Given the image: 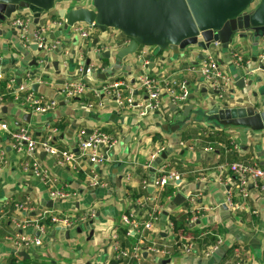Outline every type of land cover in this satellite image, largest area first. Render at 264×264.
Listing matches in <instances>:
<instances>
[{"label":"crops","instance_id":"crops-1","mask_svg":"<svg viewBox=\"0 0 264 264\" xmlns=\"http://www.w3.org/2000/svg\"><path fill=\"white\" fill-rule=\"evenodd\" d=\"M74 8L78 7H69L62 2L50 12L43 13L39 23H34L41 24L47 18L54 17L65 21L61 29L49 34L50 40H59L61 44L48 52L46 59L40 58L42 51L32 47L25 48L21 44L18 31L9 25L10 20L0 24V52L3 55L0 65L6 75L17 77L20 82L31 83L35 92L58 101L53 111L35 114L22 110L7 99L0 104V118L10 128L29 126L37 136L44 135L48 124H56L59 127L56 144L73 151H76L75 135L79 129L92 132L99 128L115 136L118 142L111 153V160L98 167L100 177L106 184L97 188L88 187L84 174H78L70 167L60 166L52 157L39 152L42 163L62 182L78 192L73 200L59 201L50 198L41 182L19 167L21 155L12 149L9 135L5 133L0 138V146L5 148L8 161L3 167L0 166V205L5 198L24 201L29 197L34 211L25 215L11 207L9 214H0V264H7L17 256V264H111L113 252L110 240L113 232L124 227L120 224L121 216L126 212H133L143 219L144 213L137 207V200L142 195L158 193V189L152 186L144 191L142 182H152L158 176L155 159L150 163V154L162 145L167 154L163 163L171 162L180 171V176L171 184L176 189L174 195L163 198L160 194L163 214L154 229L145 235L144 243H173L174 239L184 241L186 237L195 239L197 249L190 252L179 249L171 255L145 251L143 258L146 263L223 264L232 257L234 249L239 247L247 264H264V192L251 185L248 198L250 208L231 209L225 201L227 191L236 190L237 177L232 172H222L219 169L222 165L249 159L263 165L264 130L223 126L216 121L214 127L206 124L207 118H210L207 113L224 104L250 105L258 110L264 109V66L258 59L262 52L263 32L248 29L236 35L228 48L222 44L218 47L217 60L234 80L229 95L221 100L211 92L202 76L187 70L190 65L200 62L206 49L194 46L189 47L186 52L166 50L155 55L154 47L145 46L140 49L147 52L145 57L148 64L144 66L139 56L140 51L120 57V51L129 44L130 39L118 29L108 28L105 32L94 29L92 36L86 40L74 35L71 26L66 25V19L59 15L61 9L68 11ZM14 14L17 16L19 13ZM67 29L68 34L65 33ZM258 34H261L259 41L256 40ZM231 50L241 52L250 61L249 67L240 69L233 65ZM41 59L47 61L45 69L41 67ZM82 64L92 69L86 75L89 91L83 99L63 98L59 94L60 85L76 76L77 68ZM144 70L186 82L190 90L188 101L175 105L168 95H164L161 109L145 118L140 117L135 110L119 109L114 98L105 95H102V106H87V102L95 100L93 88L116 80L138 88V76ZM28 73L44 76L50 82H28ZM136 95L139 98L141 92L138 90ZM189 104H192V108L186 119L183 113ZM173 126L174 129L171 128ZM177 193H182L185 197L180 205L174 201ZM135 194H139V197L135 198ZM187 196H192L193 201H188ZM90 208L96 209L97 216L73 229L44 223L45 230L41 232L35 226L20 228L14 222L15 219L38 216L44 209L78 214ZM251 209H256V213H252ZM191 210L199 211L196 222L189 221ZM186 212L190 214L187 221L190 222L191 231L188 235L176 238V234L169 228L170 216ZM21 232L40 237L42 244L15 252L16 249L5 237ZM218 235L225 239L224 245L213 257H204L202 251ZM123 241L125 242L124 239ZM136 241L137 236L134 235L133 242H126V245H132Z\"/></svg>","mask_w":264,"mask_h":264},{"label":"built area","instance_id":"built-area-1","mask_svg":"<svg viewBox=\"0 0 264 264\" xmlns=\"http://www.w3.org/2000/svg\"><path fill=\"white\" fill-rule=\"evenodd\" d=\"M69 7H92L91 0L65 1ZM16 17L9 21L14 29L18 31L21 44L25 48H31L36 45L37 50L48 52L59 47V40H50L49 34L54 30L61 29L65 21L59 17L47 18L41 24H34V16L29 10L18 12ZM41 18V17H40ZM39 23V22H38ZM72 33L81 39H89L92 36L93 28L85 23L78 22L71 26ZM221 45L215 41L205 50L203 58L197 64L190 65L187 70L198 73L203 77L211 92L219 99L223 100L230 93L234 80L227 71H225L217 60V49ZM146 50L140 51V57L144 66L148 64L145 57ZM230 56L233 65L237 68L244 69L249 67L250 61L239 51L231 50ZM259 62L264 66V34L262 35V52L258 56ZM3 61V55L0 52V64ZM41 67L45 69L47 61L40 60ZM67 66V63L64 62ZM92 69L89 66L79 65L77 75L65 80L59 87V94L65 99L85 98L89 91L86 75ZM42 73V72H41ZM44 75V74H43ZM28 82L37 81L38 84H48L50 81L41 75L28 73L26 75ZM2 82H5L3 86ZM138 88H133L122 80L108 82L99 88H93L95 100L87 102L89 108L103 105L102 95L114 98L119 109L135 110L142 118L147 117L153 112L161 109L164 95H168L175 105L188 101L190 90L184 81H178L167 75L152 74L146 70L138 76ZM141 92L138 98L137 91ZM9 99L16 103L24 111L44 114L53 111L58 101L55 98L47 97L44 94L37 93L31 88V83L20 82L17 77L8 76L4 68L0 65V104ZM7 133L9 135L12 149L21 155L19 167L25 173H29L37 178L48 196L54 200L67 201L73 200L78 192L71 189L66 183L62 182L49 167L45 166L39 158V152H44L55 160V163L70 167L78 174H84L88 187L97 188L105 185L99 174V166L108 163L111 160V153L117 145V138L99 128L88 132L86 129H79L75 135L76 151L64 149L56 144L59 135V127L56 124H48L45 127L43 136H37L29 126H19L10 128L9 124L0 118V138ZM165 152V147L159 146L150 154V163ZM7 152L4 147L0 146V166L7 163ZM91 164V166H87ZM149 163V164H150ZM222 172H232L237 177V186L235 191H227L226 205L236 210L241 207L250 208L248 198L250 197V186L253 185L259 191L264 192V164H260L254 159L236 161L229 165H222L219 168ZM158 176L154 181L143 180L142 189L152 186L158 189L157 194L142 195L136 202L138 208L144 213L143 219H140L133 212H126L120 218V224L127 227L129 236L133 232L137 236L136 243L126 245L118 232H113L111 236L112 262L111 264H147L143 258L145 251L154 254L171 255L174 251L182 249L185 251H194L197 244L193 238H184L181 240L174 239L173 243L146 245L144 243L147 232L154 229L155 224L163 214L161 204V191L166 185L174 184L180 176L178 171L171 162L163 161L157 165ZM221 181V179H220ZM144 194V193H143ZM188 201H193L192 196H187ZM17 212L31 213L34 211L32 200L26 197L24 201H16L12 198H6L0 205V214H9L10 208ZM192 211V210H191ZM256 213V209H251ZM199 211L193 210L190 222H196ZM97 216L95 208H90L81 213H62L54 212L50 209L42 210L38 216L25 217V219L14 220L17 226L25 228L35 226L41 232L45 230L44 223L63 229H73L88 223ZM174 223L169 222V228L174 233ZM182 238V237H181ZM11 245L18 251L39 246L42 244L40 237L27 234L16 233L12 236H6ZM225 239L218 235L215 241L210 244L206 250L202 251L204 257H213L224 245ZM241 249L236 247L232 257L223 262V264H247L246 259L241 256ZM157 264V263H155Z\"/></svg>","mask_w":264,"mask_h":264},{"label":"water","instance_id":"water-1","mask_svg":"<svg viewBox=\"0 0 264 264\" xmlns=\"http://www.w3.org/2000/svg\"><path fill=\"white\" fill-rule=\"evenodd\" d=\"M64 1L70 0H0V24L11 19L14 13L24 10H29L37 23L43 13L50 12ZM91 1L90 8L61 9L59 15L66 19L67 26L82 22L102 32L108 28L120 30L130 39L129 44L120 51V57L137 53L145 46L154 47L155 55L166 50L179 53L194 46L207 49L215 41L228 48L236 35L245 30L254 29L264 34V0ZM32 49L36 50V45ZM191 108L192 104L185 107L183 115L186 119ZM207 114L223 126L264 130V109L258 110L250 105L224 104L223 107H214ZM166 158L167 154L163 152L155 159L154 165L157 166ZM184 200L182 193L174 197L177 205Z\"/></svg>","mask_w":264,"mask_h":264},{"label":"trees","instance_id":"trees-1","mask_svg":"<svg viewBox=\"0 0 264 264\" xmlns=\"http://www.w3.org/2000/svg\"><path fill=\"white\" fill-rule=\"evenodd\" d=\"M139 51L137 53H139ZM220 132L218 133L220 134ZM175 192H176L175 187H173L172 185H166L161 192V196L163 198H166L168 196L174 195ZM139 194H135L134 197L135 198L139 197ZM188 217H190V214L188 212L174 214L170 216L171 221H173L174 226H175L174 233L176 234V238H178L181 235H188V233L191 231L190 222L187 221ZM127 232H128L127 227L118 228V233L120 234L121 238L125 240V244L126 242H133L134 240V235L132 233H130L129 236H126ZM17 259H18V256L16 258L13 257L12 259H10V261H8L7 264H17L16 262ZM23 260L27 261V259H24V258ZM27 262H29V260ZM29 264H37V263H29Z\"/></svg>","mask_w":264,"mask_h":264},{"label":"rangeland","instance_id":"rangeland-1","mask_svg":"<svg viewBox=\"0 0 264 264\" xmlns=\"http://www.w3.org/2000/svg\"><path fill=\"white\" fill-rule=\"evenodd\" d=\"M65 2V1H64ZM66 3V2H65ZM62 3H59V4H57L58 6L59 5H61ZM256 5L254 4L253 5V7H255ZM12 17H16V14H14ZM13 18H11V19H9L10 21L12 20ZM70 28V27H69ZM71 29V28H70ZM68 31H69V29H67L66 31H65V33L66 34H68ZM72 31V30H71ZM260 36H261V34H258L257 35V41H259V39H260ZM22 49H24V50H26L27 51V49H25V48H22ZM187 51V49L184 51V52H186ZM48 51L47 50H43L42 52H41V56H40V58H47V56H48ZM86 81H87V77H86V79H85ZM88 83V82H87ZM16 110H18L17 108H16ZM216 122H215V120L213 119V118H207V121H206V124H207V126H210V127H214L213 125L215 124ZM180 146V145H179ZM6 199V198H5ZM4 199V200H5ZM3 200V201H4ZM107 234V233H106ZM74 235H75V233H74Z\"/></svg>","mask_w":264,"mask_h":264}]
</instances>
